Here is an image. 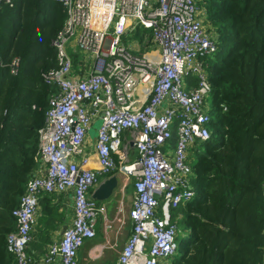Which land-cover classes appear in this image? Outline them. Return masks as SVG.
<instances>
[{"label":"built area","instance_id":"2783aa9c","mask_svg":"<svg viewBox=\"0 0 264 264\" xmlns=\"http://www.w3.org/2000/svg\"><path fill=\"white\" fill-rule=\"evenodd\" d=\"M61 1L67 17L52 41L56 67L42 74L52 92L37 131L38 168L12 210L16 225L6 236L11 264L29 262L41 198L65 191L72 193L73 219L44 261L59 256L60 264H78V251L95 236L104 212L92 193L113 174L133 187L131 233L116 264H167L178 250V210L196 194L192 153L211 136L208 67L217 41L204 27L198 0ZM137 27L149 30L155 57L123 43ZM78 54L84 57L76 65ZM8 66L16 72L18 60ZM189 76L196 85L189 86ZM95 120L97 170L87 166L84 152Z\"/></svg>","mask_w":264,"mask_h":264},{"label":"trees","instance_id":"16d2710c","mask_svg":"<svg viewBox=\"0 0 264 264\" xmlns=\"http://www.w3.org/2000/svg\"><path fill=\"white\" fill-rule=\"evenodd\" d=\"M218 50L208 67L211 136L192 165L194 198L171 264H260L264 245V0H199ZM61 0L0 4V264H11L12 210L36 167L37 131L63 29ZM18 60L16 72L8 66ZM190 80V78H189ZM27 249V248H26Z\"/></svg>","mask_w":264,"mask_h":264},{"label":"crops","instance_id":"0c3cea01","mask_svg":"<svg viewBox=\"0 0 264 264\" xmlns=\"http://www.w3.org/2000/svg\"><path fill=\"white\" fill-rule=\"evenodd\" d=\"M198 5L200 18L203 24L207 26L204 27L216 39L213 27L208 24L206 20L205 7L202 3H198ZM144 30L147 31V29ZM142 37L143 35H141V38ZM137 41H139V39ZM214 56L210 59V62L213 60ZM186 80L190 87L196 85L194 77L189 76ZM211 93L208 97H211ZM207 103L211 112V102L207 101ZM98 124L99 122L97 120L92 123L84 144V152L89 157L87 166L96 170L100 167L94 149ZM173 140H175V134ZM193 154L196 157L194 151L192 155ZM35 162L36 167L30 177L37 171L38 163L36 159ZM193 163L192 161V165ZM117 178V187L110 198L101 201V205H99V201H97L98 206L104 211L101 222L95 230V236L92 239H87L79 249L78 264H116L117 257L131 233L132 225L128 219V211L131 207L133 187L131 184L123 186L124 178L121 175H117ZM102 180H104V177ZM182 207L183 206L178 210L180 213L178 223L182 216L180 210ZM72 219L73 200L71 191L54 192L41 198L35 215V223L31 231V240L26 249L29 258L28 264H60L59 256L54 257L51 262L47 263L44 261V255L48 247L61 238L62 232L71 225ZM179 227L181 229L180 235L183 236L184 231L180 223ZM169 263L171 264V261H167V264Z\"/></svg>","mask_w":264,"mask_h":264},{"label":"rangeland","instance_id":"374dc122","mask_svg":"<svg viewBox=\"0 0 264 264\" xmlns=\"http://www.w3.org/2000/svg\"><path fill=\"white\" fill-rule=\"evenodd\" d=\"M204 26L207 27L206 25H204ZM141 35H143L142 38H141ZM138 39H139V41H137ZM122 41L126 46H130L132 48L133 52H135L136 54H145L146 52L150 53L154 50V47L151 46L152 44H151V38H150L149 30L146 31L140 27H137V29L132 34H129L128 36H123ZM68 51H69V53H71L72 49L69 48ZM75 57H76L75 58L76 59V65H78V64H80L78 62V59H80L84 56L78 54ZM207 101L211 102V97H207ZM130 157H131V155H130ZM194 160H195V156L193 154L192 155V161L194 162ZM101 204H102V202L99 201V205H101ZM102 215L103 214L97 215L95 230L98 227V224L101 222ZM169 260L171 261V259H169Z\"/></svg>","mask_w":264,"mask_h":264},{"label":"water","instance_id":"95a60500","mask_svg":"<svg viewBox=\"0 0 264 264\" xmlns=\"http://www.w3.org/2000/svg\"><path fill=\"white\" fill-rule=\"evenodd\" d=\"M118 178L113 174L102 180L99 185L94 189L92 198L96 201H104L110 198L113 191L117 187Z\"/></svg>","mask_w":264,"mask_h":264},{"label":"bare ground","instance_id":"6f19581e","mask_svg":"<svg viewBox=\"0 0 264 264\" xmlns=\"http://www.w3.org/2000/svg\"><path fill=\"white\" fill-rule=\"evenodd\" d=\"M147 56H151V58L155 57V53L154 52H150L149 54H147ZM44 82V81H43ZM45 83V82H44Z\"/></svg>","mask_w":264,"mask_h":264}]
</instances>
